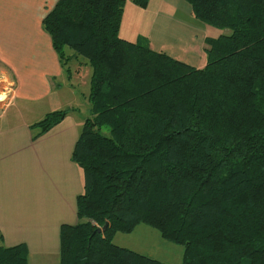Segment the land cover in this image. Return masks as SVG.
Returning a JSON list of instances; mask_svg holds the SVG:
<instances>
[{
    "label": "trees",
    "instance_id": "16d2710c",
    "mask_svg": "<svg viewBox=\"0 0 264 264\" xmlns=\"http://www.w3.org/2000/svg\"><path fill=\"white\" fill-rule=\"evenodd\" d=\"M127 1L58 0L42 21L64 71L79 56L92 68L72 153L83 191L57 264H168L113 242L141 224L183 246L185 264H264V0H186L225 30L204 67L123 38ZM68 113L48 112L33 139ZM0 264H30L26 245L0 233Z\"/></svg>",
    "mask_w": 264,
    "mask_h": 264
},
{
    "label": "crops",
    "instance_id": "0c3cea01",
    "mask_svg": "<svg viewBox=\"0 0 264 264\" xmlns=\"http://www.w3.org/2000/svg\"><path fill=\"white\" fill-rule=\"evenodd\" d=\"M57 1L0 0V65L13 84L3 106L11 98L22 101L0 115V233L8 246L26 245L30 264L59 262L60 227L76 223V200L83 191L82 170L72 159L82 124L64 93V69L42 25ZM125 10L120 35L134 39L131 22L140 15L151 46L164 52V40L180 39L179 25H188L175 15L191 20L182 0H151L146 7L132 2ZM39 103L41 113L35 108ZM63 109L69 110L66 118L33 139L31 125Z\"/></svg>",
    "mask_w": 264,
    "mask_h": 264
},
{
    "label": "rangeland",
    "instance_id": "374dc122",
    "mask_svg": "<svg viewBox=\"0 0 264 264\" xmlns=\"http://www.w3.org/2000/svg\"><path fill=\"white\" fill-rule=\"evenodd\" d=\"M182 1L184 5H186V13L191 15V20H189L187 16L182 17L180 13L175 15L176 18L183 19L186 23H188V25H179L178 33L181 34L180 39L164 40L168 46L166 53L173 58L186 62L194 67H204L207 63V38H217L220 34L225 32V30L206 24L205 22L196 18L192 14L191 5L186 0ZM127 3L130 5L132 0H128ZM127 9L128 8L126 7V15ZM146 29L147 23H141L140 15H137V18L134 15L133 21L131 22V38L134 39L128 40L134 42H141L143 40V43L146 41L151 45L148 37L146 34H144ZM136 36H140L141 40H136ZM170 37L173 38L174 33H171ZM73 53V50L68 49V54ZM66 67L70 71H64V77L62 80L66 89L64 93L68 100L74 101L73 106L76 108L74 117L77 118L78 122L83 126L84 121L91 116L90 102L87 96L90 89L89 80L92 73V68L88 64L87 59L82 56L70 59ZM5 71V68L0 65V92L4 93L5 97H8L7 95L9 92H11L13 84L10 83L8 81V77L4 75ZM12 99L13 98L9 100L8 107L3 106L4 101L0 102V115L5 110H8V108H10L9 110H15L22 106V101ZM35 106L37 112L41 113V111H43L40 107V103L35 104ZM103 130L105 132L109 131V129L106 127H103ZM113 242L119 246L133 249L139 253L145 254L168 264H185L183 258V246L162 238L156 229L145 224L139 225L132 233L115 234Z\"/></svg>",
    "mask_w": 264,
    "mask_h": 264
},
{
    "label": "water",
    "instance_id": "95a60500",
    "mask_svg": "<svg viewBox=\"0 0 264 264\" xmlns=\"http://www.w3.org/2000/svg\"><path fill=\"white\" fill-rule=\"evenodd\" d=\"M108 226V222L105 223L103 227H98L96 231L98 232H104Z\"/></svg>",
    "mask_w": 264,
    "mask_h": 264
},
{
    "label": "bare ground",
    "instance_id": "6f19581e",
    "mask_svg": "<svg viewBox=\"0 0 264 264\" xmlns=\"http://www.w3.org/2000/svg\"><path fill=\"white\" fill-rule=\"evenodd\" d=\"M4 97H5L4 93L0 92V101H2Z\"/></svg>",
    "mask_w": 264,
    "mask_h": 264
},
{
    "label": "built area",
    "instance_id": "2783aa9c",
    "mask_svg": "<svg viewBox=\"0 0 264 264\" xmlns=\"http://www.w3.org/2000/svg\"><path fill=\"white\" fill-rule=\"evenodd\" d=\"M5 99H6V97L2 101H5ZM2 101H0V102H2Z\"/></svg>",
    "mask_w": 264,
    "mask_h": 264
}]
</instances>
